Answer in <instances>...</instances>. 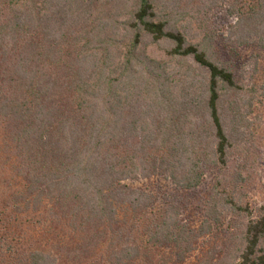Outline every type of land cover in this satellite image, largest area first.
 Returning <instances> with one entry per match:
<instances>
[{
    "label": "trees",
    "instance_id": "1",
    "mask_svg": "<svg viewBox=\"0 0 264 264\" xmlns=\"http://www.w3.org/2000/svg\"><path fill=\"white\" fill-rule=\"evenodd\" d=\"M207 2L236 21L192 42L165 0H0V165L18 177L0 206V264H214L190 258L229 215L241 233L224 264H264V213L224 180L250 123L227 97L264 91L260 53L239 57L264 49V0ZM172 60L187 63L185 89ZM146 171L183 192L214 175L197 226L183 198L157 210L129 183Z\"/></svg>",
    "mask_w": 264,
    "mask_h": 264
},
{
    "label": "rangeland",
    "instance_id": "2",
    "mask_svg": "<svg viewBox=\"0 0 264 264\" xmlns=\"http://www.w3.org/2000/svg\"><path fill=\"white\" fill-rule=\"evenodd\" d=\"M164 8L177 12L178 25L188 40L192 42L200 41L206 34H211L213 29L216 33H227L230 25L236 21L235 18L227 14L225 9L216 5L215 7L208 5L207 0H165ZM259 53L262 57H260V72L252 75V78L256 84L259 83V86L263 88L264 49H258V51L255 48L242 49L239 57L242 63L246 60H255ZM148 54L156 59L170 61V56L163 50V46H150ZM186 65L187 63L185 64L184 61L179 65L172 60L171 65L167 68L168 72L171 73L170 80L176 83L174 85L177 89H185L184 77L186 73L184 72L188 67ZM197 72L201 74V78L205 75L204 69L197 70ZM260 91L258 93L252 90L251 93L244 95L231 94L227 97V102L233 100L235 110L238 109L239 114L247 116L250 123L248 127L243 126L241 128L240 136H234L235 146L231 149L232 154L229 159V167L225 171L224 180L230 186L229 189L237 190V194L242 196V201L253 216L264 213V91ZM227 112L229 115L227 121L232 123L235 120L233 123H236L235 113L232 111ZM232 118L234 119L231 120ZM0 140H2L1 137ZM206 177V183L193 192L177 191L175 185L165 175L148 171L144 176L142 175L129 183L149 192L153 196L157 210L161 208L163 201H166L169 197L183 198L185 205L188 203V206H186L187 218L190 217L191 224L197 226L204 215L203 205L208 193V186L214 182L213 174H208ZM16 179L18 177H16L11 167H1L0 165V206L1 204L6 206L11 203V192L18 186L15 182ZM30 216L23 214L22 218L27 219ZM227 218V222L223 227L208 233L198 242L197 248L199 250L195 251L194 254V256L197 255L198 259L194 256L190 259L200 262L203 257L209 255L214 259V264H218L217 261L224 264L223 261L226 260L230 251V243L234 240V235H237V242L238 235L241 233L235 226L236 219H231L232 215L227 216ZM231 225L234 227H231Z\"/></svg>",
    "mask_w": 264,
    "mask_h": 264
}]
</instances>
